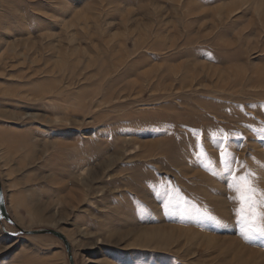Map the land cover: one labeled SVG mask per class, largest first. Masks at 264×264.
Wrapping results in <instances>:
<instances>
[{"label":"rangeland","instance_id":"374dc122","mask_svg":"<svg viewBox=\"0 0 264 264\" xmlns=\"http://www.w3.org/2000/svg\"><path fill=\"white\" fill-rule=\"evenodd\" d=\"M244 177L264 0H0V264H264Z\"/></svg>","mask_w":264,"mask_h":264},{"label":"snow or ice","instance_id":"6c2138e0","mask_svg":"<svg viewBox=\"0 0 264 264\" xmlns=\"http://www.w3.org/2000/svg\"><path fill=\"white\" fill-rule=\"evenodd\" d=\"M226 157L227 154L221 152V162L228 165L229 161ZM233 191L236 193V203L239 205L236 215L244 225L242 232L244 238L247 240L255 236L264 237V211L257 206L255 201L256 193L259 192L261 196H264V190L256 188L247 177H244L243 180L236 182Z\"/></svg>","mask_w":264,"mask_h":264},{"label":"water","instance_id":"95a60500","mask_svg":"<svg viewBox=\"0 0 264 264\" xmlns=\"http://www.w3.org/2000/svg\"><path fill=\"white\" fill-rule=\"evenodd\" d=\"M5 220L9 223H11V219L9 218L7 211H6V206H5V202L3 199V193H2V189H1V184H0V220ZM24 233V232H23ZM26 234H31V235H38V234H43V235H51L54 236L58 239H60L65 246L66 252H67V256H68V261L69 264H73V259L71 257V250L69 245L67 244L66 240L64 239V237L55 232V231H51V230H39V231H32V232H26Z\"/></svg>","mask_w":264,"mask_h":264},{"label":"bare ground","instance_id":"6f19581e","mask_svg":"<svg viewBox=\"0 0 264 264\" xmlns=\"http://www.w3.org/2000/svg\"><path fill=\"white\" fill-rule=\"evenodd\" d=\"M4 199V198H3Z\"/></svg>","mask_w":264,"mask_h":264}]
</instances>
